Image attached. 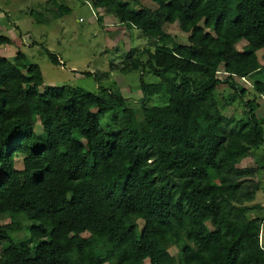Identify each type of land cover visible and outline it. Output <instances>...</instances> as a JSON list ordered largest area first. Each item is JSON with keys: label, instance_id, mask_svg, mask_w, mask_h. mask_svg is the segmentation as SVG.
I'll list each match as a JSON object with an SVG mask.
<instances>
[{"label": "trees", "instance_id": "obj_1", "mask_svg": "<svg viewBox=\"0 0 264 264\" xmlns=\"http://www.w3.org/2000/svg\"><path fill=\"white\" fill-rule=\"evenodd\" d=\"M90 1L153 40L120 70L142 72L144 97L167 103L132 106L110 87L41 93L38 63L20 50L0 55V214L11 219L0 224V246L8 242L0 264H264V203H255L264 187L258 167L240 166L264 154V125L240 82L264 96V0H152L156 8L138 9ZM174 23L188 44L165 30ZM220 84L245 99L243 123L225 114ZM26 221L35 222L31 238L16 239Z\"/></svg>", "mask_w": 264, "mask_h": 264}, {"label": "rangeland", "instance_id": "obj_2", "mask_svg": "<svg viewBox=\"0 0 264 264\" xmlns=\"http://www.w3.org/2000/svg\"><path fill=\"white\" fill-rule=\"evenodd\" d=\"M124 1H129L135 9L142 5L157 7V3L152 0ZM56 3L68 7V11H59ZM35 13H39L38 17ZM100 15L102 21L98 19ZM15 25H19V29ZM164 28L178 42L189 43V33L181 31L177 23L166 24ZM0 34L11 38L9 44H0V55L13 59L20 50L28 60L41 66L44 75V84L39 87L41 93L50 86L65 84L91 92L99 91L100 87H110L120 91L132 106L167 103L165 96L144 97L140 85L142 72L123 73L120 70L138 50L153 45V40L132 25L121 24L115 14L103 8L95 9L90 0H0ZM22 34H26L24 42ZM245 44V40L238 43V49L242 50ZM47 50L58 55L63 64L55 65ZM258 56L264 64V49L258 51ZM221 76L225 74L222 72ZM159 79L153 73L145 75L147 82H157ZM240 82L249 90L247 98L254 99L257 115L264 125V96L254 97V88L249 80ZM218 89L220 97H228L225 114L235 118L239 124L243 123L248 116L245 99L226 84H220ZM108 120L109 116L103 118L102 122L106 124ZM34 130L38 134L43 132L39 121L34 123ZM262 149L243 158L240 166L258 167L255 178L264 187V163H259L260 156L261 162L263 160ZM19 158L23 159L22 156L16 157V167L22 166ZM258 202L264 203L262 189L257 192L255 203ZM10 220L9 215L0 214V224ZM34 223L26 221L28 227L19 234L15 233V238L30 239L32 234L29 226ZM88 235L83 233L76 239ZM7 243L0 246V251ZM170 252L177 255V247H171Z\"/></svg>", "mask_w": 264, "mask_h": 264}, {"label": "crops", "instance_id": "obj_3", "mask_svg": "<svg viewBox=\"0 0 264 264\" xmlns=\"http://www.w3.org/2000/svg\"><path fill=\"white\" fill-rule=\"evenodd\" d=\"M15 26H16L17 29H19V25H15ZM15 26H14V27H15ZM22 36H23V37H21V38H23L22 41L24 42V41H25V36H26V34H22ZM23 44H25V43H23ZM2 56H5V55H2ZM61 60H62V59H61Z\"/></svg>", "mask_w": 264, "mask_h": 264}, {"label": "built area", "instance_id": "obj_4", "mask_svg": "<svg viewBox=\"0 0 264 264\" xmlns=\"http://www.w3.org/2000/svg\"><path fill=\"white\" fill-rule=\"evenodd\" d=\"M243 80L247 81V79H246V78H243Z\"/></svg>", "mask_w": 264, "mask_h": 264}]
</instances>
